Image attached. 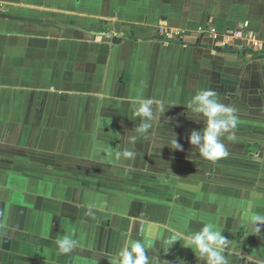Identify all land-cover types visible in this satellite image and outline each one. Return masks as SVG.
<instances>
[{
  "label": "crops",
  "instance_id": "obj_1",
  "mask_svg": "<svg viewBox=\"0 0 264 264\" xmlns=\"http://www.w3.org/2000/svg\"><path fill=\"white\" fill-rule=\"evenodd\" d=\"M186 30L167 39L159 27ZM198 27L239 30L222 51ZM200 89L236 109L227 157L188 142ZM153 127L132 140L134 101ZM173 104H175L173 106ZM183 150H175V134ZM128 149L134 158H117ZM264 0H0V264H110L127 243L149 264H203L173 231L213 223L228 264H264ZM264 231V229H262ZM68 236L74 250L55 241Z\"/></svg>",
  "mask_w": 264,
  "mask_h": 264
},
{
  "label": "clouds",
  "instance_id": "obj_2",
  "mask_svg": "<svg viewBox=\"0 0 264 264\" xmlns=\"http://www.w3.org/2000/svg\"><path fill=\"white\" fill-rule=\"evenodd\" d=\"M134 104L136 105L133 109L134 115L141 119L138 125L132 129L133 141L138 135L147 138L149 129L153 127V105L158 104L161 110L164 109V104L153 98H141L134 101ZM187 108L205 119L202 129H194L188 135L190 145L195 147L200 157L208 161L227 157L229 153L220 138L228 133V139H235L234 129L238 124L236 109L221 103L218 93L212 89L197 90L188 102ZM173 144V149L183 150V146L177 142L176 134ZM115 155L117 158H134L135 153L128 149H115ZM248 227L250 233L246 234L259 238L264 235V231H262L264 229V214L251 215ZM223 231L213 223H206L199 230L190 234L184 231H173L170 243L173 245L177 241H183L184 247L190 248L203 264H228L225 250L229 247L231 240L222 235ZM55 243L61 253L67 254L74 250L76 241L64 236L58 238ZM109 261L110 264H149L144 244L139 240L133 241L130 246L126 243L114 256L109 257Z\"/></svg>",
  "mask_w": 264,
  "mask_h": 264
},
{
  "label": "built area",
  "instance_id": "obj_3",
  "mask_svg": "<svg viewBox=\"0 0 264 264\" xmlns=\"http://www.w3.org/2000/svg\"><path fill=\"white\" fill-rule=\"evenodd\" d=\"M158 31L164 38L167 39H183L186 35V30L184 29L168 28L162 26L158 28ZM195 32L208 35L211 39L217 42L218 45L222 47L229 46L228 44H231L232 42L238 39L249 40L251 43H253L254 46L259 45V41L256 37H254L253 35L244 34L236 29L232 31H227L225 33H218L212 27H198Z\"/></svg>",
  "mask_w": 264,
  "mask_h": 264
},
{
  "label": "water",
  "instance_id": "obj_4",
  "mask_svg": "<svg viewBox=\"0 0 264 264\" xmlns=\"http://www.w3.org/2000/svg\"><path fill=\"white\" fill-rule=\"evenodd\" d=\"M222 51L231 52V51H238V49L233 48L232 46H220Z\"/></svg>",
  "mask_w": 264,
  "mask_h": 264
}]
</instances>
